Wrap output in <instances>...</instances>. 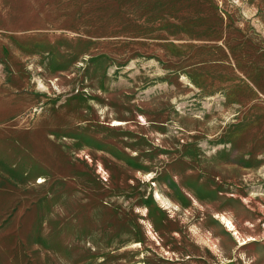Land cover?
Wrapping results in <instances>:
<instances>
[{
	"label": "rangeland",
	"instance_id": "rangeland-1",
	"mask_svg": "<svg viewBox=\"0 0 264 264\" xmlns=\"http://www.w3.org/2000/svg\"><path fill=\"white\" fill-rule=\"evenodd\" d=\"M0 264H264V0H0Z\"/></svg>",
	"mask_w": 264,
	"mask_h": 264
}]
</instances>
